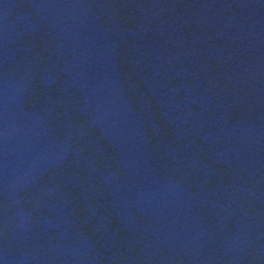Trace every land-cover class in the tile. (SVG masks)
Segmentation results:
<instances>
[{
	"label": "water",
	"instance_id": "water-1",
	"mask_svg": "<svg viewBox=\"0 0 264 264\" xmlns=\"http://www.w3.org/2000/svg\"><path fill=\"white\" fill-rule=\"evenodd\" d=\"M0 264H264V0H0Z\"/></svg>",
	"mask_w": 264,
	"mask_h": 264
}]
</instances>
